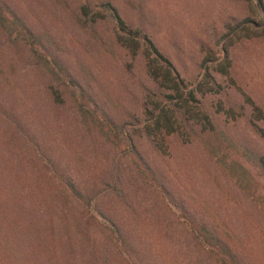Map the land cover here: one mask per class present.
Segmentation results:
<instances>
[{
    "label": "rangeland",
    "instance_id": "rangeland-1",
    "mask_svg": "<svg viewBox=\"0 0 264 264\" xmlns=\"http://www.w3.org/2000/svg\"><path fill=\"white\" fill-rule=\"evenodd\" d=\"M0 2L88 92L97 119L127 130L136 149L127 152L124 140L108 139L80 112L35 62L26 37L11 39L0 29V264H211L184 231L183 210L244 261L264 264V177L241 155L243 147L264 153V136L242 118L215 114L217 129L234 146H218L196 130L169 136L167 148L156 150L139 123L153 87L145 57L119 41L102 8L109 2L146 34L187 83L200 78L207 51L221 55L226 46L233 82L213 72L224 91L208 93L203 106L242 104L243 91L264 111V0ZM83 6L97 11L94 21ZM67 180L89 203L75 197Z\"/></svg>",
    "mask_w": 264,
    "mask_h": 264
},
{
    "label": "trees",
    "instance_id": "trees-1",
    "mask_svg": "<svg viewBox=\"0 0 264 264\" xmlns=\"http://www.w3.org/2000/svg\"><path fill=\"white\" fill-rule=\"evenodd\" d=\"M258 3L260 5V0ZM103 7L108 11L110 19L118 29L117 38L119 41L127 46L132 54L135 55L141 52L145 57L146 74L152 81L153 87L146 90L145 93L144 114L147 115V118L145 123L144 120L139 123L141 132L151 138L156 150L160 152L165 150V146L167 148V143L165 142L169 136L179 134L189 136L194 134L196 130L204 132L212 140H216L218 146H234L229 136L217 129L215 114L223 115L226 119L232 121L242 118L257 135L264 136V111L243 91L241 93L244 94L245 102L242 104L227 99L223 102L218 101L214 110L208 106H203L202 99L208 93L215 94L224 91L213 72L230 78L231 64L226 46H222L221 55H215L213 52L207 51L201 64L202 74L200 78L187 83L180 76L172 62L159 51L155 43L146 34H143L138 29H132L109 2L103 3ZM82 9L84 15L91 16L92 21L95 20V15H98L97 11L94 15H91L92 9L88 6H83ZM0 29H7L8 37L11 39L19 35L22 38L26 37L29 41L30 54L35 62L67 90L80 112L94 123L96 121L97 127L108 139L111 136H115L119 138V141L124 140L127 152H135V145L128 131L114 124L110 119H105V124L102 120L100 122L97 119L88 106V100L90 99L88 92L81 87L63 65L54 58L49 59L47 54L36 46V41L33 39L30 29L3 2H0ZM230 80L233 82L231 78ZM247 107L249 108L248 114L246 111ZM241 155L246 162H250L264 177V153H258L243 147ZM235 162L242 167L238 161L235 160ZM137 169L144 176L147 174L146 170L141 169L138 164ZM67 186L76 198L83 199L89 203L88 198L68 180L66 181ZM165 192L168 194L167 191ZM166 200L168 204L176 206L173 197L170 195ZM260 201L264 203V195ZM179 217L184 218V231L192 236L195 247L202 250L209 263L249 264L242 259L243 257L238 251L233 249L230 243L220 238L205 221L194 218L187 210L181 211ZM109 230L115 235V239L117 237L121 240V246H126L130 249V243L127 239H124V234L119 228L112 226ZM122 251L126 252L125 250Z\"/></svg>",
    "mask_w": 264,
    "mask_h": 264
}]
</instances>
